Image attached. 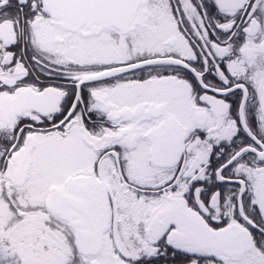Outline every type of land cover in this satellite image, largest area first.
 Masks as SVG:
<instances>
[{"label": "snow or ice", "instance_id": "6c2138e0", "mask_svg": "<svg viewBox=\"0 0 264 264\" xmlns=\"http://www.w3.org/2000/svg\"><path fill=\"white\" fill-rule=\"evenodd\" d=\"M0 264H264V0H0Z\"/></svg>", "mask_w": 264, "mask_h": 264}]
</instances>
